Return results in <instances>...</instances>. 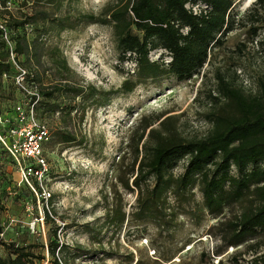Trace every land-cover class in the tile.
Masks as SVG:
<instances>
[{
	"label": "rangeland",
	"instance_id": "1",
	"mask_svg": "<svg viewBox=\"0 0 264 264\" xmlns=\"http://www.w3.org/2000/svg\"><path fill=\"white\" fill-rule=\"evenodd\" d=\"M120 1L52 0L42 6L50 17L66 12L74 20L77 13L100 14ZM203 2L198 1V6ZM26 10L29 8L24 7ZM229 14L231 29L224 33L219 46L211 47L205 62L189 78L177 79L172 74L145 78L127 92L117 90L120 82L124 77H136L130 62L119 57L110 24L79 21L59 28L46 21L33 23L28 39L42 32L41 41L64 56L69 68L66 80L82 85L84 91L92 85L97 94L93 99L83 98L84 93L75 97L79 105L77 112L71 111L70 123L63 121L60 108L53 113L33 109L35 121L48 129V137L42 142L46 169L41 174L29 173L38 190L24 169L31 162L21 154H17V161L7 148L21 136L18 130L17 134L10 132V127L24 124L29 128L28 117H17L16 108L26 112L28 96L36 91L37 84L24 79L17 82L12 67L0 75L1 239L18 245L33 242L35 246L30 249L44 256L41 264L48 260L44 244L53 225H57V236L66 245L64 264H133L136 259L138 264H251L254 250L264 246V235L236 245L226 238V222L242 202L228 204L213 216L200 210L201 196L193 187L188 200L168 193V202L177 211L169 229L159 231L149 221L139 223L129 217L136 188L130 184L133 154L126 141L138 120L144 123L158 116L151 124L155 125L170 115L181 136H202L209 128L204 112L212 105L206 90L214 85V70L250 90L255 89L257 77H264V0H232ZM155 56V49H150L149 59ZM3 58L0 53V60ZM44 66L52 69L53 64L47 61ZM46 83V79L41 81ZM64 99L58 96L59 105ZM55 129L70 131L75 140L54 141L51 135ZM182 162L178 161L173 174L181 171ZM124 179L131 190L123 186ZM42 190L49 193L45 206L52 224L42 217ZM118 207L125 216L121 225L106 224V213ZM5 254L0 246V255Z\"/></svg>",
	"mask_w": 264,
	"mask_h": 264
},
{
	"label": "trees",
	"instance_id": "2",
	"mask_svg": "<svg viewBox=\"0 0 264 264\" xmlns=\"http://www.w3.org/2000/svg\"><path fill=\"white\" fill-rule=\"evenodd\" d=\"M51 1L30 0L27 4L23 0L9 15L8 25L21 29L11 37L16 60L26 68L23 79L37 84L36 94L28 96L29 100L38 96L32 108L40 113H53L60 108L61 118L66 123L72 120L71 111L78 110L75 97L84 93L83 98L93 99L97 91L92 85L84 91L82 85L68 82L69 68L64 56L53 46L45 45L39 36L25 38L22 35L24 25L28 24L31 29L38 20L57 24L59 28L71 27L79 21L110 24L119 57L124 58L129 50L135 52V67L131 72L136 78L124 77L117 89L121 92L130 91L137 81L164 74H172L177 79L189 78L205 62L211 47L219 46L224 33L231 29L229 10L232 0H204L209 9L199 16L184 8L186 0H122L100 14L77 13L74 20L66 12L57 18L50 17L42 4ZM24 7L29 10L24 11ZM182 26H187L185 33L179 30ZM35 31L39 34L38 29ZM157 47H164L170 53L171 58L166 64L149 59V50ZM0 53L5 56L0 60L1 75L12 66L6 60L2 42ZM47 61L53 64L52 69L44 66ZM212 76L214 85L206 90L212 105L204 112L209 122L204 135L181 136L170 115L159 119L155 125L151 124L158 116L144 123L139 119L131 130L126 141L133 154L128 172L136 195L129 217L139 223L149 221L159 231L169 229L176 220L177 211L168 202V193L176 199L188 200L192 188L196 187L201 196L200 210L205 209L213 216L228 204L242 202L237 213L226 222L227 242L236 245L264 235V77H257L255 89L250 90L236 84L220 70H214ZM43 79H46L45 85L41 84ZM58 96H65L62 105H59ZM51 137L56 142L75 140L73 133L59 129L53 130ZM180 159H183L181 171L173 174ZM28 177L40 190L36 181L29 174ZM122 184L128 190L132 189L127 179ZM41 199L45 200L42 203L43 220L52 224L53 219L45 206L50 197ZM109 212L106 213V224L121 225L124 211L118 207ZM194 212L193 208L191 213ZM1 230L0 224V235ZM56 230L57 225L50 226L46 235L44 246L48 260L45 264L66 262L63 255L66 245L59 240ZM0 246L6 252L5 256L0 255V264H41L44 258L43 254L30 249L35 246L33 242L18 245L0 237ZM254 253L251 264H264V246L255 249ZM133 264H138V259Z\"/></svg>",
	"mask_w": 264,
	"mask_h": 264
},
{
	"label": "built area",
	"instance_id": "3",
	"mask_svg": "<svg viewBox=\"0 0 264 264\" xmlns=\"http://www.w3.org/2000/svg\"><path fill=\"white\" fill-rule=\"evenodd\" d=\"M22 1L23 0H0V42H2L5 47L6 60L9 61L10 65L17 72L15 76L17 82L19 80H23V77L26 74V68L19 64L16 60L17 54L14 50V39L11 36L15 33V31L20 33L21 29L20 27H17L16 29L10 27L8 25V18L9 15L14 13L16 8L20 6V3ZM25 1L27 4L30 2V0ZM198 1L186 0L183 3V6L192 15L199 16L205 14L209 9L208 3L203 2L201 6H198ZM179 30L182 33H185L187 30V26H182L179 28ZM29 31L30 26L28 24L24 25L22 29V35L25 38H28ZM39 39L43 40L44 34L40 33ZM155 53L156 56L154 59L163 61L164 64H166L171 58L170 53L164 47H157L155 49ZM134 55V51H126L125 60L130 62L129 64L131 71L135 67ZM32 94H36V92L34 91L32 92ZM36 98H38L37 95ZM35 99L29 100L28 98V107L26 112L21 110V107L19 108V106H17V117H21V119H23L24 117H28L29 121L27 123H29V128L26 129L24 124L18 128L16 127V125L10 127V132H14V134L20 132L21 136H19L18 141L10 143V146H7L16 160L17 154H21V156L26 157L29 162H31L30 164L24 165V169H26L27 174H41L42 171L46 169V161L42 154V142L45 141L48 137V129L44 123L35 121L33 117L32 104L34 103ZM17 130L18 132H15ZM22 173L24 174V172ZM48 194L49 193L47 191H41V195L43 198H46Z\"/></svg>",
	"mask_w": 264,
	"mask_h": 264
}]
</instances>
